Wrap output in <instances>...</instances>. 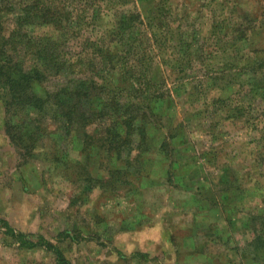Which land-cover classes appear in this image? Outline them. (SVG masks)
<instances>
[{"label":"rangeland","instance_id":"374dc122","mask_svg":"<svg viewBox=\"0 0 264 264\" xmlns=\"http://www.w3.org/2000/svg\"><path fill=\"white\" fill-rule=\"evenodd\" d=\"M93 35L143 47L129 81ZM0 264H264V0H0Z\"/></svg>","mask_w":264,"mask_h":264},{"label":"trees","instance_id":"16d2710c","mask_svg":"<svg viewBox=\"0 0 264 264\" xmlns=\"http://www.w3.org/2000/svg\"><path fill=\"white\" fill-rule=\"evenodd\" d=\"M85 19H91L92 20V28L94 30H96L98 19L95 16H91V17L86 18V15H85ZM53 20L55 21V24L53 25L55 28L56 26H58L60 18L55 17ZM66 21L67 22L69 21L68 17H66ZM85 24H86V22H85ZM142 24H143V22L140 20V22H139L140 27L142 26ZM65 26H67V25H65ZM65 28H67V27H65ZM53 30H55V29H53ZM59 33H60L58 36L59 40L62 39V40L70 41V40L77 38V36L74 33H68V29H63ZM103 37H104V35H103ZM103 37L100 40L93 39L94 35L92 37H88L86 44L84 45V47H82V53H84V48H86V47L91 49V50L93 49L94 51L96 50L97 51L96 58H99L100 64L105 65V68H103L104 70H108L109 72H113V71L117 70L119 73L122 74V75L119 74L122 81H126V80L129 81L128 80L129 77H124L123 75L133 76L136 73V71L138 70V68L140 66L139 62H138L139 57L132 59L131 57L127 58V57H124L123 55L127 54V56H130L132 52H137L138 50H141V52H144L143 47H140V45H133V44H130L128 42V43H124V47L123 46L120 47V45H118L123 51V52L119 53V51H117V49H114L113 47L111 48L109 46V44L106 47L99 46V45H101V43H104V42L110 41V43H114V41H112L111 37H107V38L106 37L103 38ZM131 38L132 37L130 35V41H131ZM55 40H57V39H55ZM55 46H57V44L53 42V43H51V45L48 44L46 47H50L51 49H53V47H55ZM128 53H130V54H128ZM141 57H143V60L148 62L146 55H143ZM59 66H61L63 68L64 65H59ZM91 67L92 66L88 65V72L93 74ZM21 72H22V70H21ZM22 73H23V76L20 75L21 81L18 82V87L20 88L19 92L22 93V88L25 87L28 90L25 93H28V98H29V96L31 95V87H32L33 83L38 81V80H36L35 78H32V77H28V75L24 72H22ZM83 78H85V79H81L79 84H76V86L74 88H67V90H66L67 92H63L62 97L60 96V97H58V99H55V100L51 101V103H50L48 115L52 116L54 119H55V117H59L60 118L59 121L61 124H65L68 121V119L71 120L73 117L74 118L78 117L79 121H83L86 118L84 109H89L90 105L87 101H85L84 104H81L82 102L79 103V102H76L74 99H72V96H74V93H75L74 91L76 89H77L76 94L78 92H80L81 90L84 91V94H86L88 92L87 97L90 99V102L92 105L91 109L93 108V102H94L93 99L96 97H99V95H100L99 91H97V92L95 91V89L99 88L100 85H98V83H96V81L93 82V85L91 83H88L87 82L88 76H85ZM68 87H73V86H68ZM78 87L80 88V91H79ZM138 90L140 91L141 88H139ZM72 92H74V93H72ZM108 93L111 94V91L109 90ZM114 93H116V95H118L121 92L116 90ZM110 97H113V96L108 95L109 101L110 100L113 101V106H112L113 108L111 107L113 113L120 115L121 114L120 109L116 105V98L110 99ZM128 106H129L130 111L127 113V115H126V111L124 112V114L126 115V117L123 119L124 123L120 120V118L118 119V121H116V129H115V133H114L115 137L120 136L121 130L123 128V124L127 125V129H131L132 126H134V125H132L133 122L136 121V118L134 116L136 114V111L140 112V110H138L133 103H129ZM37 108H43L42 102H38ZM124 114L122 115V118H123ZM72 164H70V165H72ZM76 164L77 163L73 164V166ZM73 166L70 168L71 169L70 172H71L72 176H75V178H77L80 175H78L79 173L72 172V171L76 170L73 168ZM19 237H20V235H19Z\"/></svg>","mask_w":264,"mask_h":264}]
</instances>
